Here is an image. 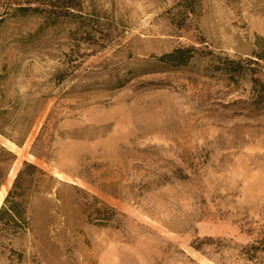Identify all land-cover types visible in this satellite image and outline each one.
Wrapping results in <instances>:
<instances>
[{
    "label": "rangeland",
    "instance_id": "obj_1",
    "mask_svg": "<svg viewBox=\"0 0 264 264\" xmlns=\"http://www.w3.org/2000/svg\"><path fill=\"white\" fill-rule=\"evenodd\" d=\"M70 2L0 0V264H264V0Z\"/></svg>",
    "mask_w": 264,
    "mask_h": 264
},
{
    "label": "trees",
    "instance_id": "obj_2",
    "mask_svg": "<svg viewBox=\"0 0 264 264\" xmlns=\"http://www.w3.org/2000/svg\"><path fill=\"white\" fill-rule=\"evenodd\" d=\"M30 1V0H28ZM63 2L64 5L70 6V0H56ZM253 56L257 59H248L249 62L259 65L258 60H264V46L260 50H254ZM165 57H171L174 63H181L183 56L180 49L166 54ZM236 65L228 69V71H239L242 73V67L239 61H235ZM253 72L251 76L252 92L253 99L252 103L257 108H264V76L258 77L254 76L257 72L256 68H252ZM17 144H20L21 141L15 140ZM13 158V154L10 151L6 150L4 146L0 145V184L2 183L7 169L3 167V163L9 161ZM37 174L41 177L37 178ZM46 173L39 168L36 164L28 161H23L22 166L17 171L11 187L8 189L3 202L0 206V230L12 233L13 235L24 231L27 227V216H26V207L28 198L37 188L41 185V182L45 181L44 176ZM247 251L248 257L251 259L253 253L258 250L264 251V238H261L258 241V244H251L248 246ZM251 253V254H250Z\"/></svg>",
    "mask_w": 264,
    "mask_h": 264
}]
</instances>
